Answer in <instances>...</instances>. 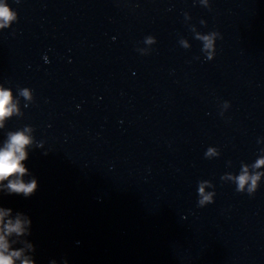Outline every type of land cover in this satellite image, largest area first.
Instances as JSON below:
<instances>
[{"label":"clouds","instance_id":"clouds-1","mask_svg":"<svg viewBox=\"0 0 264 264\" xmlns=\"http://www.w3.org/2000/svg\"><path fill=\"white\" fill-rule=\"evenodd\" d=\"M12 19H14V13L10 7L7 4H0V21L7 24ZM2 26L0 25V27ZM205 39L207 40L208 38L206 37ZM148 42H151V38H149ZM206 46L210 47L211 41ZM22 94L27 97V90ZM11 102V92L0 90V127L3 126L4 118L10 116L13 112L14 105L10 106ZM30 143H32L31 138L25 135V132L19 131L14 134H9L8 141L0 149V188L5 189L8 194H23L27 198L32 196L38 188L36 179H31L29 182H25L23 179L28 169L22 162L27 159L28 154L25 148ZM209 151L211 152V150ZM44 154L47 155V153ZM262 164H264V159L259 160L255 166L259 167ZM258 178L259 176L251 177L252 188L255 187ZM5 180L8 181L6 185L3 183ZM248 180L249 176L246 171L239 175L237 178L239 184L238 191L243 190V186ZM210 200V195H203L198 206ZM30 224L31 221L23 214L17 213L15 218H12V209L0 207V264H15V261L21 258L25 248L10 250L9 237L13 236V234L17 237L23 236L28 232V225ZM13 243H16V241H13ZM23 243L28 250H34L33 245L28 244L26 241ZM21 264H34V262L31 258L25 257ZM50 264H57V261L52 260ZM62 264H68L67 259H64Z\"/></svg>","mask_w":264,"mask_h":264}]
</instances>
